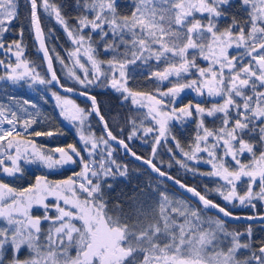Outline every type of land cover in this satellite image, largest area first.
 <instances>
[{
	"label": "snow or ice",
	"instance_id": "6c2138e0",
	"mask_svg": "<svg viewBox=\"0 0 264 264\" xmlns=\"http://www.w3.org/2000/svg\"><path fill=\"white\" fill-rule=\"evenodd\" d=\"M236 3L126 0L121 4L120 0H85L84 13L69 28L61 7L52 0H26V18L47 61L49 76L45 79L24 58L23 24L19 39H6L5 34L15 27L13 22L20 19V0H0V50L15 56V63L0 60L5 69L0 80L30 78L35 83L64 88L53 68V54L62 66L67 65L54 48L50 54L41 26L42 9L55 17L76 45L69 58L73 69L81 71L77 74L70 69L69 75L78 84L85 89L93 85L111 87L124 101L146 109L139 125L138 118H128L132 129L128 140L138 130L144 135L154 133L153 158L162 140L169 139L187 161L205 154L204 162L211 165V172L197 173L185 161L177 163L194 175L223 180L225 184L214 191L224 201L255 208L253 201L264 204V0H238L242 15L230 11ZM122 8L129 11L122 12ZM229 17L230 22L222 27L221 21ZM100 49L110 58L99 59ZM138 61L140 65L152 61L157 66L145 73L158 85L154 92L134 91L128 86L130 66L139 67ZM165 81L170 86L163 90L159 85ZM64 90L72 92L73 88ZM185 90L219 99H214L210 107L202 106L206 101L178 106ZM52 95L61 114L78 122L83 147L38 146L28 137H52L54 133L29 132L36 123L34 119L21 121L15 111L0 105V173L22 177V163L50 171L77 166L79 171L59 180L39 175L34 183L20 188L0 180V264H264V241L258 247L251 242L252 225L243 232L229 231L224 219L264 224V215L234 217L226 206L208 198L207 188L201 194L162 171L152 159L143 162L158 177L191 193L201 207L171 197L159 184L146 185L153 193L151 197L141 190L142 199L133 192L125 199L110 202L107 191L117 179L128 176L127 165L113 158L110 142L115 141L136 160L143 158L124 139L113 135L95 96L89 97L92 110L86 111L57 92ZM93 113L103 123V136L96 137L86 123ZM193 117L195 136L185 151L169 124L174 120L187 123V118ZM208 117L214 123L219 120V126H206ZM149 119L154 125L144 127V120ZM85 127H89L87 135ZM241 181L247 185L243 195L237 192ZM205 210L222 215L214 218Z\"/></svg>",
	"mask_w": 264,
	"mask_h": 264
},
{
	"label": "trees",
	"instance_id": "16d2710c",
	"mask_svg": "<svg viewBox=\"0 0 264 264\" xmlns=\"http://www.w3.org/2000/svg\"><path fill=\"white\" fill-rule=\"evenodd\" d=\"M55 4L61 7L62 14L68 21L69 28H72L75 25L76 18L84 13L82 5L85 0H52ZM126 0H123L124 4ZM26 0H20V19L19 21H14L15 27L9 33H6V39L8 42L14 39H19V28L23 24L24 35H23V45H24V58L32 62L35 65L36 71L40 74L41 77L47 79L48 74L44 64V61L39 53V49L36 45L33 29L30 27L27 15L28 9L25 7ZM122 12L129 11L127 8H122ZM232 13L243 14L242 10L239 9L238 0L236 7H233L230 10ZM40 17L43 30L46 35V42L51 54L52 49H55V53H58L61 58L64 59L67 69L70 67L69 52L75 49L74 45L70 42L67 33L60 24L51 17H48L44 14L43 10H40ZM230 22V17L223 19L221 21V26H225ZM51 35L49 36V30ZM88 30H85L87 34ZM93 39H96V36L93 35ZM232 51V50H231ZM230 51V54H231ZM0 58L4 60L5 63H13L15 56L9 53H5L4 50L0 51ZM98 58L102 60H107L110 58L109 54L105 53L103 49L99 50ZM53 61L57 74L66 87H70L76 90L85 91L92 93L98 100L99 108L101 115L104 116L105 120L108 121L109 129L116 135L119 139H124L128 143L130 148L136 152L139 156L145 159H152V162L157 164L161 170L167 172L177 180H180L182 183L195 187L202 194H205V189L209 191L207 193L208 198L212 199L216 203H221L222 197L218 195L214 189L218 186H222L224 182H220L214 177L204 176L200 174H193V171L187 170L184 167H181L180 163L177 161H185L189 169H195L197 173L211 172L207 169L206 166H197L194 162H188L179 149L174 147V141L171 139L165 142L162 140L161 145L157 146V156L152 157L151 149L153 147V135L154 133H149L144 135L142 131H137V134L131 139L128 140V136L131 134V125L127 122L129 117L138 118L137 123L139 125L140 120H143V115L146 112V109H137L136 106L131 105L130 101H124L120 96V93L115 92L111 87H100L93 85L85 89L82 85H79L73 77L69 75V69L67 71L66 67L62 66L61 63L55 59L53 54ZM140 65V62H137ZM156 65L154 62L150 61L148 65L130 66L129 70V81L128 86L134 91H144V92H154L155 88L158 86L153 80L148 79L145 75L149 70H156ZM2 65H0V76L5 75V70L1 72ZM77 74H80V71H77ZM154 79V78H153ZM170 86L168 83H162L159 85L163 90ZM53 92H57L53 85H43L33 82L30 78L13 82L11 80H0V103L6 102L9 100V97L16 98L20 102L27 101L30 104L36 105L39 108L38 120L35 123L33 130L35 131H51L54 133L52 137L41 136L34 137L30 136L29 139H34L38 146H42L47 149H52L56 147L67 148L68 145H75L78 149L82 148V142L80 141V132L75 125H71L65 121L61 110L59 109ZM196 95L195 92L191 90H185L184 96L182 99V104L178 103V106H183L189 101L197 103L200 101H206L202 106L210 107L211 103L214 102L213 98L210 97H201ZM219 99V98H218ZM81 107L86 111H91V106L83 101L77 100ZM195 117L187 118V123H182L180 121H171L169 127L171 133L176 136L179 140L180 145L187 151V145L192 143L195 131L196 123L194 122ZM154 121L144 120V127H152ZM206 126L213 128L219 126V120L213 122V118L208 117L205 120ZM89 126L91 133L95 134L96 137L104 135L101 123L92 114L89 118ZM121 129H123L121 131ZM30 131V132H31ZM84 133L87 135L89 132V127L83 129ZM107 138V137H105ZM171 148L172 152H169L168 149ZM86 155V154H85ZM198 157H206L205 154H199ZM113 158L117 161L118 164L127 165L128 176L127 178L121 177L117 179L111 188L110 191H107V196L110 202L115 203L116 201L125 199L137 192L138 199L144 197L140 196L139 193L143 190L147 196H153V193L146 187V185L151 184L153 187L159 184L162 189H165L169 195L173 198H178L186 201L189 205H192L196 208L201 206L195 201L191 200L169 182L155 177L145 166L129 159L127 156H123L121 151L116 148L113 150ZM171 165V166H169ZM21 167L24 169V174L22 177H8L4 175L3 180L5 183H9L13 187H27L28 185L35 182L36 176L47 175L49 180H59L65 179L72 172L79 171L77 166H65L63 169L59 170H48L42 166L36 164H25L22 163ZM246 183H242L238 187V193L241 195L244 194L246 189ZM254 202V201H253ZM255 208H247V214H261L264 212V204L255 201ZM225 204V202H224ZM232 206V205H231ZM234 207V206H233ZM236 207V206H235ZM207 211V210H205ZM34 214H38L34 211ZM207 215L216 217L218 215L207 211ZM249 223H239V224H230L226 222V228L229 231L238 230L243 232ZM253 227V234L251 237V242L254 243L255 247H258L260 242L264 241V227L259 224H251ZM242 228V229H241ZM243 239V238H242ZM241 255H247L246 252H242Z\"/></svg>",
	"mask_w": 264,
	"mask_h": 264
},
{
	"label": "rangeland",
	"instance_id": "374dc122",
	"mask_svg": "<svg viewBox=\"0 0 264 264\" xmlns=\"http://www.w3.org/2000/svg\"><path fill=\"white\" fill-rule=\"evenodd\" d=\"M44 14L46 15V16H48V17H50L47 13H45L44 12ZM52 19H55V17L54 16H52L51 17ZM86 30V29H85ZM70 39V38H69ZM70 42L73 44V42L70 40ZM74 45V44H73ZM74 47H76V45H74ZM74 50V49H73ZM72 50V51H73ZM1 51V50H0ZM231 51V50H230ZM9 54H11V53H9ZM0 60H1V58H0ZM69 60H70V67L68 68L69 70L70 69H72V70H77V71H81V70H79L78 69V67L77 68H75V69H73V61H72V59H70L69 58ZM11 61H9V63H10ZM82 62H83V60H82ZM13 63H15V60L13 61ZM87 66V65H86ZM66 69H67V67H66ZM68 69H67V71H68ZM3 70H5L4 69V67L2 66V69H1V72L3 71ZM73 80H74V78H73ZM164 83H168L167 81H165ZM44 85V84H43ZM80 85V84H79ZM57 91V90H56ZM85 92V91H84ZM57 93L59 94V95H61L62 97H66L67 99H70V100H72L74 103H75V105H77L78 107H80V108H83V107H81L80 105H79V103L76 101V99H74V98H72V97H69V96H67V95H63V94H61V93H59L58 91H57ZM87 93H89V92H87ZM92 94V93H91ZM181 96H182V99H184L183 98V96H184V93H182L181 94ZM198 97V96H197ZM211 98V97H210ZM54 99H55V97H54ZM200 99H201V97H200ZM213 99H218V98H213ZM0 105H3L5 108H11L13 111H15L16 113H17V116L18 117H20V119H21V121H23L24 119H34L36 122H37V120H38V115H39V108H37V106L36 105H33V104H30V103H24V102H20V101H18V99H16V98H11V97H9V100H6V102H4V103H0ZM92 108V107H91ZM23 109H27V111H23ZM60 109V108H59ZM84 109V108H83ZM92 110V109H91ZM8 113H6V115H7ZM64 117V119H65V121L66 122H68L69 124H71V125H75V127L79 130V131H81V128H80V126H79V124H78V122H73V121H71V120H69V119H66L65 118V116H63ZM89 118L90 117H88V120H87V125L89 126L90 124H89ZM171 123V122H170ZM34 125H35V123L32 125V128H30L29 129V132L33 129V127H34ZM170 125V124H169ZM4 127L5 128H7V127H9L7 124H5L4 125ZM111 144V143H110ZM101 147H103V145H101ZM111 147H112V149L114 150V149H116L117 147H115L114 145H112L111 144ZM119 149V148H118ZM134 151V150H133ZM135 152V151H134ZM202 154V153H201ZM138 155V154H137ZM198 156H201V155H199L198 154ZM186 158V157H185ZM207 159V156L206 157H203L202 156V158L201 157H198V159L197 160H194V161H188V162H194V164L195 165H199V166H203V167H205L206 166V168L207 169H209V170H211L212 171V168H211V165L210 164H207V163H205L204 161ZM187 160V159H186ZM67 167H70V166H67ZM57 170H59V169H57ZM211 177H213V176H211ZM214 178H216L217 180H219L220 182H224L223 180H221L220 178H217V177H214ZM242 183H244L243 181H241V182H238L237 183V188L239 187V186H241V184ZM225 184V182L223 183V185ZM225 191H227V189H225ZM234 202H236L239 206H243V207H249V206H244V205H240L239 204V202L238 201H233V202H231V203H234ZM255 202V201H254ZM229 203V202H228ZM33 211H35V209L33 210Z\"/></svg>",
	"mask_w": 264,
	"mask_h": 264
},
{
	"label": "water",
	"instance_id": "95a60500",
	"mask_svg": "<svg viewBox=\"0 0 264 264\" xmlns=\"http://www.w3.org/2000/svg\"><path fill=\"white\" fill-rule=\"evenodd\" d=\"M41 26H42V23H41ZM43 28V27H42ZM70 40H71V38H70ZM72 41V40H71ZM35 42H36V45H37V47H38V49H39V53H40V55H41V57H42V59H43V61H44V64H45V67H46V70H47V74H48V76H49V71H48V68H47V61H46V59H45V57H44V55H43V51L39 48V46H38V41H36L35 40ZM46 44H47V42H46ZM51 54V53H50ZM53 68L55 69V71H56V68H55V64H54V61H53ZM56 75L58 76V74H57V71H56ZM59 77V76H58ZM60 84H62V82H61V80H60ZM55 87V89L59 92V93H61V94H63V95H67V96H69V97H72V98H74V99H77V100H80V101H83V102H85V103H87V104H89L91 107H92V104H91V100L89 99V97H91V96H94L93 94H91V93H87V95H82L81 93H83L84 91H80V90H76V89H73V91L72 92H66L65 90H64V88H70V87H66V86H64V88H61L60 87V85H55L54 86ZM96 102H97V105L99 106V103H98V100H97V98H96ZM100 109V108H99ZM94 115H95V113H93ZM100 114H101V112H100ZM95 117L98 119V117L95 115ZM99 120V119H98ZM99 122L101 123V126H102V129H103V131H104V128H103V123L99 120ZM114 135V134H113ZM119 139V138H118ZM112 145H114L115 147H117V148H119V150L121 151V153H122V155L123 156H127L129 159H131V160H133V161H135V162H137V163H139V164H141V165H143V166H145L155 177H157V178H161V179H163V180H165V181H167V182H169L172 186H174L177 190H179L181 193H183L185 196H187L188 198H190L191 200H193V201H195L196 203H198L197 202V200H196V198L195 197H193L192 195H191V193H187L184 189H182V188H180L178 185H176V184H174L171 180H167V179H165L164 177H158V174L157 173H155V172H153L152 171V169H151V167L150 166H148V165H146L143 161L144 160H146L145 158H143L142 160H136L133 156H131V154L130 153H127L125 150H124V148L122 147V146H120V145H118L115 141H111L110 142ZM125 143H127V142H125ZM128 144V143H127ZM130 147V146H129ZM133 151V150H132ZM139 156V155H138ZM141 157V156H140ZM163 171V170H162ZM170 175V174H169ZM171 176V175H170ZM173 177V176H172ZM176 179V178H175ZM182 183V182H181ZM184 184V183H183ZM190 187V186H189ZM198 191V190H197ZM199 204V203H198ZM200 205V204H199ZM201 206V205H200ZM209 212H212V213H214V214H216V215H222V214H219L216 210H211V211H209ZM234 217L236 216V215H233ZM240 217H247V216H240ZM225 220H226V222H228V223H230V224H239V223H249V224H257V223H260V222H258V221H249V220H247V219H240V220H235V219H232V218H224Z\"/></svg>",
	"mask_w": 264,
	"mask_h": 264
},
{
	"label": "flooded vegetation",
	"instance_id": "af4514ba",
	"mask_svg": "<svg viewBox=\"0 0 264 264\" xmlns=\"http://www.w3.org/2000/svg\"><path fill=\"white\" fill-rule=\"evenodd\" d=\"M120 3L122 4L123 3V0H120ZM61 26V25H60ZM62 27V26H61ZM4 178V174L0 173V179ZM237 192H238V188H237ZM202 194V193H201ZM225 202V204H224ZM216 203V202H215ZM254 203V202H253ZM219 204V203H217ZM221 206H226L227 207V210L231 211L233 213V215H236V216H250L249 214H247V208L249 207H243V206H239L236 202L234 203H228L224 200H221V203H220ZM232 205V206H231ZM234 206V207H233ZM236 206V207H235ZM254 215V214H253ZM257 215H264V212L261 213V214H257ZM252 224V223H251ZM259 224L260 226L264 227V224H261V223H257ZM242 229V228H241Z\"/></svg>",
	"mask_w": 264,
	"mask_h": 264
}]
</instances>
